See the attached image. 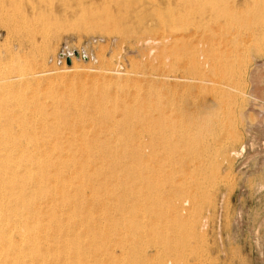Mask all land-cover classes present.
I'll use <instances>...</instances> for the list:
<instances>
[{"label":"rangeland","instance_id":"rangeland-1","mask_svg":"<svg viewBox=\"0 0 264 264\" xmlns=\"http://www.w3.org/2000/svg\"><path fill=\"white\" fill-rule=\"evenodd\" d=\"M263 10L264 0H0V165L86 171L70 196L88 225L68 238L85 241L90 264H264ZM172 58L184 80L174 88L157 80Z\"/></svg>","mask_w":264,"mask_h":264},{"label":"bare ground","instance_id":"bare-ground-1","mask_svg":"<svg viewBox=\"0 0 264 264\" xmlns=\"http://www.w3.org/2000/svg\"><path fill=\"white\" fill-rule=\"evenodd\" d=\"M10 1V0H9ZM20 1V0H19ZM28 1V0H27ZM16 2H17V0H16ZM7 3V2H6ZM30 3V2H29ZM2 5V4H1ZM7 8V7H6ZM35 8V7H34ZM189 8V7H188ZM259 8V7H258ZM15 9V8H14ZM39 9V8H38ZM259 9H261V8H259ZM2 10V9H1ZM33 9H31V11H32ZM166 10V9H165ZM257 11V10H256ZM264 11V10H263ZM30 12V11H29ZM208 12V11H207ZM221 12V11H220ZM260 12V11H259ZM35 13H37L36 11H35ZM34 13V14H35ZM215 13V12H214ZM256 13H258V12H256ZM22 15V14H21ZM172 15V14H171ZM170 15V16H171ZM169 16V17H170ZM176 16V15H175ZM174 16V17H175ZM167 17V16H166ZM172 17V16H171ZM254 17H257L256 15L254 16ZM7 18V17H6ZM23 18V17H22ZM168 18V17H167ZM167 18H166V20H167ZM20 19V18H19ZM29 19V18H28ZM27 19V20H28ZM170 19V18H169ZM232 19V18H231ZM255 19V18H254ZM257 19V18H256ZM16 20V19H15ZM234 20V19H233ZM18 21V20H17ZM158 22V21H157ZM166 22V21H165ZM173 18H172V20L170 19L168 22H166V23H161V22H159V23H157V26H156V24H155V26L157 27V29H154L153 31L154 32H158V31H161V30H165V32H166V29L167 30H169L170 28L168 27V26H171V25H173ZM251 22V21H250ZM255 22H257V21H255ZM177 23V22H176ZM258 24V23H257ZM165 25L167 26V28H165ZM176 25V24H175ZM231 25V24H230ZM31 26V25H30ZM154 26V28H156ZM259 26V25H258ZM147 28V27H146ZM150 28V27H149ZM165 28V29H164ZM173 27H171V30L173 31V29H172ZM152 31V32H153ZM163 32V31H162ZM165 40V39H164ZM169 40V39H168ZM147 42H149V41H147ZM174 42V41H173ZM172 42V43H173ZM168 43V42H167ZM171 45V44H170ZM169 45V46H170ZM173 46V45H172ZM166 47V46H165ZM165 49V48H164ZM169 49H171V48H169ZM173 49V48H172ZM163 52H165L164 50H162ZM171 52H172V50H171ZM160 54V53H159ZM164 53H161L160 55H161V58L163 57V56H165L166 55V57L165 58H167V56L168 55H170L169 53H166L165 55H163ZM168 54V55H167ZM163 55V56H162ZM173 55V54H172ZM6 56V55H5ZM171 56V55H170ZM159 57V56H158ZM172 57V56H171ZM228 57V56H227ZM168 59H169V57H168ZM167 59V61H169ZM175 59V58H174ZM173 58L171 59L172 60V64H170V70L167 72V74L165 75H159L160 77H157V78H159V79H157L158 81H159V83L161 84H163V85H173V88H174V85H177V86H179V81H184V80H179L177 77V75H175L174 74V72H175V69H176V66L177 65H175L176 64V62H175V60H174ZM159 60H161V59H159ZM163 60V59H162ZM170 60V61H171ZM11 62V61H10ZM162 62V61H161ZM165 62H166V60H165ZM165 62L163 63L164 64V66H165ZM162 64V63H161ZM178 64V63H177ZM197 64V63H196ZM167 65V64H166ZM23 66V65H22ZM210 66V65H209ZM0 67H1V65H0ZM163 67V66H162ZM71 69V70H70ZM77 68L75 67V66H73L72 65V67H68V70L69 71H72V70H76ZM177 70V69H176ZM106 71V70H105ZM41 72V71H40ZM39 72V73H40ZM46 72H48V71H46ZM46 72H44V73H41L42 75H44V77H45V74H46ZM51 72H52V70H51ZM177 72V71H176ZM175 72V73H176ZM49 73V72H48ZM109 73V72H108ZM31 74V73H30ZM57 74V73H56ZM105 74V73H104ZM116 74V73H115ZM11 75V74H10ZM37 75H38V73H37ZM48 75V74H47ZM50 75H53V73H51ZM110 75V74H109ZM113 75V74H112ZM118 75V74H117ZM116 75V76H117ZM25 76V75H24ZM23 75L21 76V77H24ZM56 76V75H55ZM54 76V77H55ZM10 77V76H9ZM18 77V76H17ZM20 77V76H19ZM18 77V78H19ZM19 78V79H22V78ZM31 77V76H30ZM36 77V76H35ZM34 77V78H35ZM39 77H41V76H39ZM43 77V76H42ZM108 77V76H107ZM15 78V77H14ZM17 78V80L18 81H20L21 82V80H19ZM37 78V77H36ZM49 78V77H48ZM48 78H47V76H46V79L48 80ZM50 78H51V76H50ZM198 78V79H197ZM196 79L194 78L192 81L195 83L196 81L198 82H196L197 83V85H200L201 83H205L206 84V82L207 81H205V80H203V79H201V78H199V77H197ZM7 79V78H6ZM10 79L11 78H9V81H10ZM26 79V78H25ZM33 79V78H32ZM44 79V78H43ZM183 79H185V78H183ZM15 80H16V78H15ZM34 80H36V79H34ZM38 80V83L39 82H41V80H42V78L40 79V81H39V79H37ZM46 80V81H47ZM1 81H4V80H1ZM8 81V80H7ZM12 81H14V80H12ZM33 81V80H32ZM42 81H45V80H42ZM49 81V80H48ZM157 81V82H158ZM19 82V83H20ZM26 82V81H25ZM24 82V83H25ZM156 82V83H157ZM191 82V81H190ZM193 82L191 83V84H193ZM2 82H0V84H1ZM7 83V82H6ZM15 83V82H14ZM28 83V82H27ZM34 83H36V82H34ZM48 83V82H47ZM146 83V82H145ZM178 83V84H177ZM181 83V82H180ZM188 83V82H187ZM196 83H195V86L196 87H198L197 85H196ZM207 83H209V82H207ZM211 83V82H210ZM8 85H9V83H7ZM29 84V83H28ZM41 84V83H40ZM51 84V83H50ZM161 84V85H162ZM183 84V83H182ZM49 85V84H48ZM2 86V84L0 85V87ZM10 86H11V84H10ZM25 86V85H24ZM180 86H181V84H180ZM194 86V85H193ZM192 86V87H193ZM205 85L204 84H202V85H200V89H201V87L203 88ZM8 87V86H7ZM26 87V86H25ZM28 87V86H27ZM182 87V86H181ZM206 87V86H205ZM2 88V87H1ZM11 88V87H10ZM17 88V87H16ZM50 88V87H49ZM164 88V87H163ZM4 89V88H3ZM51 90H52V88H50ZM167 89V88H166ZM165 89V90H166ZM169 89V88H168ZM180 89V88H179ZM196 89V88H195ZM8 91V90H7ZM174 91V90H173ZM159 92V91H158ZM52 93V92H51ZM169 93V92H168ZM167 93V91H166V94H168ZM172 93H175V92H172ZM16 94V93H15ZM160 95V94H159ZM159 95H158V97H159ZM163 95H165V94H163ZM173 95V94H172ZM176 95H177V93H176ZM145 96H147V95H145ZM166 96V95H165ZM178 96V95H177ZM3 97V96H2ZM158 97H157V100H158ZM60 98V97H59ZM58 98V99H59ZM145 98V97H144ZM148 98H149V96H148ZM177 98V97H176ZM12 99V98H11ZM16 99H18V98H16ZM22 99V98H21ZM151 99V98H150ZM167 100H165V101H167L168 102V98H166ZM173 99H174V97H173ZM18 102H17V104L19 103V100H17ZM36 101V100H35ZM147 101H149V100H147ZM153 101V100H152ZM174 101H176L175 99H174ZM173 101V102H174ZM52 102V101H51ZM57 102H58V100H57ZM161 102H163V101H161ZM20 103H22V101H20ZM164 103V102H163ZM171 103V104H170ZM5 104V103H4ZM14 104V103H13ZM37 104V103H36ZM101 104V103H100ZM148 104V103H147ZM165 104V103H164ZM168 104V103H167ZM12 105V104H11ZM21 105H23V106H25L24 104H21ZM21 105L19 104V107H18V105H17V107L18 108H20L21 107ZM52 105V104H51ZM54 105H56V103L54 104ZM54 105H52V107L54 106ZM58 105V104H57ZM151 105V104H150ZM149 105V106H150ZM158 105H160V104H158ZM171 105H173V103L171 102V100L169 101V104H168V108H169V106H171ZM178 105V104H177ZM5 106V105H4ZM3 105H2V107H4ZM22 106V107H23ZM50 106V105H49ZM95 106V105H94ZM175 106V105H174ZM173 106V107H174ZM6 108H8L7 106H5ZM5 107H4V109H5ZM16 107V108H17ZM21 107V108H22ZM31 107H32V104H31ZM35 107V106H34ZM51 107V108H52ZM56 107V106H55ZM97 107H98V105H97ZM145 107V106H144ZM143 107V108H144ZM153 107H155V106H153ZM172 107V106H171ZM172 107V108H173ZM178 107V106H177ZM16 108H13V109H15V111H18ZM25 108H26V106H25ZM25 108L23 107V109L21 110V113L20 114H22V112H24L25 111ZM39 108V107H38ZM149 108V107H148ZM160 108V107H159ZM168 109L167 107H164L163 109H164V111L166 110V109ZM176 108V107H175ZM27 109V108H26ZM36 109H37V107H36ZM55 109V108H54ZM57 109V108H56ZM55 109V110H56ZM145 109V108H144ZM174 109V108H173ZM6 110V109H5ZM30 110V109H29ZM58 110V109H57ZM156 110V109H155ZM161 110V109H160ZM169 110V109H168ZM170 111V110H169ZM173 111V110H172ZM1 113H2V111H0ZM6 112V111H5ZM4 112V113H5ZM9 112V111H8ZM14 112V111H13ZM20 112V110L18 111V113ZM32 112V111H31ZM35 112V111H34ZM42 112V111H41ZM53 112V111H52ZM54 112H57V111H54ZM154 112V111H153ZM157 112V111H156ZM159 112H161V111H159ZM0 113V114H1ZM16 113V112H15ZM150 113V112H149ZM166 113V112H165ZM170 112H168V114H169ZM3 114V113H2ZM31 114V113H30ZM144 114H146V113H144ZM156 114H159V113H156ZM161 114V113H160ZM23 115V114H22ZM24 115H25V113H24ZM41 115V114H40ZM57 115V114H56ZM163 115H165L164 113H163ZM5 116V115H4ZM8 116V115H7ZM149 116V115H148ZM161 116V115H160ZM11 117V116H10ZM14 117L16 118H18V115L16 116L15 114H14ZM14 117H12V118H14ZM21 118L22 117H24L25 118V116H20ZM31 117V116H30ZM36 117V116H35ZM44 117V116H43ZM20 118V120L22 121V119L24 120V118H22L21 119ZM27 118V117H26ZM25 118V119H26ZM32 118V117H31ZM145 119L147 118L146 117V115H145V117H144ZM149 118V117H148ZM151 118V117H150ZM149 118V119H150ZM5 119V118H4ZM19 119V118H18ZM28 119V118H27ZM41 119H42V117H41ZM43 119H45V118H43ZM42 119V120H43ZM54 119H55V117H54ZM154 119V118H153ZM153 119H151L152 121H153ZM6 120H8V117H7V119ZM29 120V119H28ZM33 120V119H32ZM146 120H148V119H146ZM20 121V122H21ZM56 121V120H55ZM9 122V121H8ZM24 122H27V120H25ZM23 121H22V123H24ZM44 122V121H43ZM42 122V123H43ZM4 123V122H3ZM28 123V122H27ZM45 123V122H44ZM1 124H2V122H1ZM21 125V124H20ZM24 125H25V123H24ZM23 124H22V126H24ZM53 125V124H52ZM4 126V125H3ZM7 126V125H6ZM9 126V125H8ZM38 126V125H37ZM149 126V125H148ZM0 127H1V125H0ZM10 127V126H9ZM26 127V126H25ZM24 127V128H25ZM43 127V126H42ZM27 128V127H26ZM34 128V127H33ZM18 129V128H17ZM23 129V128H22ZM21 129V130H22ZM44 129H46L45 127H44ZM146 129V128H145ZM148 129V128H147ZM171 129V128H170ZM47 130V129H46ZM13 131V130H12ZM23 131H24V129H23ZM6 132H9V131H6ZM6 132H4V133H6ZM20 132V131H19ZM24 132H26V130L24 131ZM56 132V131H55ZM151 132V131H150ZM3 133V132H2ZM3 133V134H4ZM22 133V132H21ZM20 133V134H21ZM28 133V132H27ZM46 133H48V132H46ZM149 133V132H148ZM161 133V132H160ZM6 134H8L7 136L9 137V138H11L12 137V133L11 134H9V133H6ZM6 134H4V136H6ZM15 134V133H14ZM17 134V133H16ZM15 134V135H16ZM26 134V133H25ZM32 135H33V137L35 136L34 135V133H31ZM153 134V133H152ZM1 135V134H0ZM24 135V134H23ZM22 135V136H23ZM27 135V134H26ZM25 135V136H26ZM151 135V134H150ZM149 135V136H150ZM3 136V135H2ZM19 136V135H18ZM45 136H47V134L45 135ZM44 136V137H45ZM112 136V135H111ZM152 137H154L153 135H151ZM1 137V136H0ZM28 137V136H27ZM30 137H31V135H30ZM49 137V136H48ZM47 137V138H48ZM60 137V136H59ZM19 138V137H18ZM29 138V137H28ZM27 138V139H28ZM2 139V138H1ZM5 139V138H4ZM13 139V141H14V138H12ZM17 139V138H16ZM55 139H57V137H55ZM59 139V138H58ZM113 139V138H112ZM227 139V138H226ZM230 139V138H229ZM8 139H6V141H7ZM30 140V139H29ZM34 140V139H33ZM33 140H32V143H33ZM122 140V139H121ZM12 141V140H11ZM12 141V143H14ZM35 141V140H34ZM133 141V140H132ZM229 141V140H228ZM1 142V141H0ZM28 142V141H27ZM30 142H31V140H30ZM47 142V141H46ZM227 142V141H226ZM9 143V142H8ZM11 143V142H10ZM2 144V143H1ZM4 144V143H3ZM6 144V143H5ZM133 144V143H132ZM17 145V144H16ZM231 145V144H230ZM4 146V145H3ZM20 148V147H19ZM7 149V148H6ZM5 149V150H6ZM24 149V148H23ZM26 149V148H25ZM7 151V150H6ZM23 151H25V150H23ZM9 152V151H8ZM15 152H16V150H15ZM21 152V151H20ZM5 153H7V152H5ZM10 153H8V155H9ZM0 155H3V154H0ZM11 155V154H10ZM15 156V158H17L18 159V156L16 157V155L17 154H14ZM58 155H59V152H58ZM6 156V155H5ZM26 156V155H25ZM47 156V155H46ZM46 156H44L43 155V157H46ZM55 157H56V155H54ZM3 157V156H2ZM8 157V156H7ZM6 157V158H7ZM21 157V156H20ZM19 157V158H20ZM33 157V156H32ZM50 157V156H49ZM58 157V156H57ZM60 155H59V158H57V160H59L60 159ZM14 158V159H15ZM21 158H23V157H21ZM27 158H31V156L30 157H28V155H27ZM2 159V162H3V160L5 159H3V158H1ZM11 159V158H10ZM13 159V160H14ZM16 159V160H17ZM25 159V158H24ZM33 159H35L34 157H33ZM36 159H37V157H36ZM45 159H47V161L49 160L48 159V157L47 158H45ZM15 160V161H16ZM19 160V159H18ZM21 160V159H20ZM19 160V161H20ZM23 160V159H22ZM4 161H6V159L4 160ZM9 161V160H8ZM18 161V163L19 164H22V163H20ZM27 161H32V160H27ZM35 161V160H34ZM34 161H32V162H34ZM50 161V160H49ZM7 162V161H6ZM11 162V161H10ZM17 162V161H16ZM37 162V161H36ZM5 163V162H4ZM6 164H8V162L6 163ZM6 164H3V165H0V264H87V263H89L90 264V262H94L95 260H93V261H91V260H88V258L90 257H88V255H89V253L87 254L86 252L85 253H81V255L79 254V246L77 247V245H80L81 244V246H82V244L83 243H80L79 244V242H80V240H79V242H78V239L80 238V237H74L75 235H73V238L71 239V238H68V237H70L71 235H69V229H73V230H75L77 227H80L81 226V223H83V222H81V221H79V217L81 218V216H80V214H79V217L77 218L78 219V221H77V219L75 220L74 219V217L73 216H75L76 217V208H75V206L77 205V204H79V203H76L75 204V199H73V198H76V200L78 201H80V198H77L78 197V192H76V191H78V189L79 188H77V187H81V184H80V182H81V180L82 179H85L84 180V182H82L83 184H85V181L86 180H88V179H86L87 177L86 176H88V174L86 175V171H84V173L83 172H81V169H80V172L83 174V175H86V176H82V179L79 181H77V179H78V177L80 176L81 177V175L82 174H78V173H80L79 171L76 173V171H74L73 169V171L74 172H69V173H67L66 175L64 174L65 173V170L67 169H69L68 167L65 169V167L63 166H61V164H59V165H53L52 164V166L49 164V165H44L43 167H39L38 166V164H32L31 162H30V164L31 165H24V166H18V165H16V164H13V165H11L10 163V165H6ZM25 164V163H24ZM42 164V163H41ZM23 165V164H22ZM40 165V164H39ZM42 166V165H41ZM67 170H66V172H67ZM71 173V174H70ZM104 174H106V173H104ZM25 176L24 178L23 177H20V176ZM112 175V174H111ZM78 176V177H77ZM90 176V175H89ZM93 177V176H92ZM91 177V178H92ZM20 178V179H19ZM25 178H26V185H25V183L23 182V181H25ZM23 181H22V180ZM75 179V180H74ZM114 179V178H113ZM104 181V180H103ZM117 182V181H116ZM92 183V182H91ZM80 184V185H79ZM103 184V183H102ZM116 184V183H115ZM25 185V186H24ZM113 185V184H112ZM83 186V185H82ZM92 186V185H91ZM93 187H95V186H93ZM75 188V189H74ZM82 188V187H81ZM89 188V187H88ZM87 188V189H88ZM92 188V187H91ZM107 188V187H106ZM112 188V187H111ZM74 189V190H73ZM77 189V190H76ZM99 189V188H98ZM104 189V188H103ZM80 190V189H79ZM82 190V189H81ZM91 190V189H90ZM93 190V189H92ZM83 191H85V189H83L82 191H80V192H83ZM174 191V190H173ZM74 192V194H76L77 193V197H75L76 195H74V197H73V195H72V197L70 196L71 195V193H73ZM110 193V192H109ZM177 193V192H176ZM180 193V192H179ZM185 193V192H184ZM84 194V193H83ZM98 195V194H97ZM174 196H176L175 194H174ZM180 196H181V198H182V195H181V193H180ZM110 197V196H109ZM83 198V197H82ZM180 198V199H181ZM172 199V198H171ZM178 200H179V198H177ZM183 199V198H182ZM67 200V201H66ZM110 200V199H109ZM176 200V199H175ZM184 200V199H183ZM183 200H182V202H183ZM65 201V203H68L69 205V209L67 210L66 209V211L68 212V213H66L64 210V215H65V213H66V220L65 221H67L66 223H69V225L70 226H66V225H64V219L62 218L63 216H62V208H61V204H63L62 202H64ZM177 201V200H176ZM180 202L179 203H181V200H179ZM64 203V204H65ZM176 203V202H175ZM63 204V205H64ZM183 204V203H182ZM62 205V206H63ZM181 205V204H180ZM66 207H68L67 206V204L65 205ZM65 206H63L64 208H65ZM72 206H74L72 209H73V211H72V209H71V207ZM95 206V205H94ZM174 206V205H173ZM179 206V205H178ZM183 206V205H182ZM77 207H78V205H77ZM97 207V206H96ZM171 207V206H170ZM63 208V209H64ZM86 208V207H85ZM93 208V207H92ZM124 208V207H123ZM196 208V207H195ZM74 210H75V212H74ZM122 211V210H121ZM124 212V211H123ZM73 213H75V215L73 214ZM79 213V212H78ZM122 213V212H121ZM120 213V214H121ZM125 213V212H124ZM71 214H73V215H71ZM82 214H83V212H82ZM104 214V213H103ZM85 215V214H84ZM78 216V215H77ZM65 217V216H64ZM114 217V216H113ZM122 217V216H121ZM71 218H73L74 220L72 221V219ZM84 218H85V216H84ZM89 218V217H88ZM87 218V219H88ZM91 218V217H90ZM71 219V223L70 222H68L69 220ZM97 219V218H96ZM101 219V218H100ZM81 220H82V218H81ZM90 221V220H89ZM98 221V220H97ZM102 221V220H101ZM107 221H109V220H107ZM85 222L87 223V220L85 221L84 220V224H85ZM99 222V221H98ZM104 222V221H103ZM84 224H82V228H84ZM91 224V223H90ZM80 225V226H79ZM86 225H88V223L86 224ZM85 225V226H86ZM102 225V224H101ZM93 226V225H92ZM100 226V225H99ZM81 228V227H80ZM81 228V229H82ZM86 228H87V226H86ZM85 228V231L87 230ZM91 227L89 226V229H90ZM88 229V230H89ZM103 229V228H102ZM80 230V229H79ZM88 230H87V233H88ZM76 231V233H77V229L75 230ZM83 230H81V232H82ZM101 231V230H100ZM47 232H49V233H53L52 235H46V233ZM70 232H72V233H74V231H70ZM80 232V233H81ZM92 231H90V233H91ZM71 233V234H72ZM84 233H86V232H83V234ZM86 233V234H87ZM79 234V233H78ZM77 234V235H78ZM85 234V235H86ZM89 234V233H88ZM87 234V235H88ZM184 234V233H183ZM76 235V236H77ZM90 235V234H89ZM89 235L87 236V237H89ZM81 236V235H80ZM92 236V235H91ZM108 236V235H107ZM87 237H85V239L87 238ZM75 238V239H74ZM89 238H91V237H89ZM95 238V237H94ZM73 240V241H69V240ZM81 239V238H80ZM100 239V238H99ZM108 240V239H107ZM81 241H82V239H81ZM84 241V240H83ZM82 241V242H83ZM87 242V244H86V246H87V248H89V246H90V249H91V247L95 244V243H93V241H90V242H88V239L86 240ZM94 241H95V239H94ZM85 242V241H84ZM100 242H101V240H100ZM83 245H85V244H83ZM100 245V244H99ZM85 246V247H86ZM109 246V245H108ZM93 247H96V245H94ZM100 247V246H99ZM76 248H78L77 250H76ZM83 248H84V246H83ZM104 248V247H103ZM102 248V250H105V248L103 249ZM69 250L71 251V252H69ZM101 249H100V251H102ZM81 251H83V250H81ZM85 251V250H84ZM100 251H99V253H98V255L100 256H102V257H104L105 255H107L108 256V253H106L105 251V254L104 255H102V253L100 254ZM70 253V254H69ZM97 255V254H96ZM94 256V255H93ZM111 256V255H110ZM95 257V256H94ZM176 257V256H175ZM91 258V257H90ZM96 258V257H95ZM100 258V257H99ZM98 258V259H99ZM105 258H107L106 259V261L109 259V257H105ZM97 259V260H98ZM98 261H100V260H98ZM102 261V260H101ZM96 263H97V261H96ZM108 263V262H107ZM95 264V263H94ZM101 264H102V262H101Z\"/></svg>","mask_w":264,"mask_h":264},{"label":"water","instance_id":"water-1","mask_svg":"<svg viewBox=\"0 0 264 264\" xmlns=\"http://www.w3.org/2000/svg\"><path fill=\"white\" fill-rule=\"evenodd\" d=\"M76 55H77V54H76ZM67 64H70V60H69V59L67 60Z\"/></svg>","mask_w":264,"mask_h":264}]
</instances>
